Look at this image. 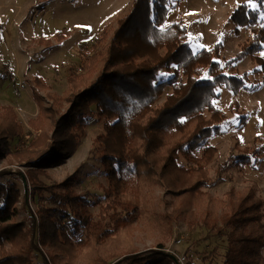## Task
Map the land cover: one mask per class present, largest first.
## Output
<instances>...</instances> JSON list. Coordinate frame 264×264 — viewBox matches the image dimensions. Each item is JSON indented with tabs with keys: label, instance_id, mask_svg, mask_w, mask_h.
Segmentation results:
<instances>
[{
	"label": "trees",
	"instance_id": "1",
	"mask_svg": "<svg viewBox=\"0 0 264 264\" xmlns=\"http://www.w3.org/2000/svg\"><path fill=\"white\" fill-rule=\"evenodd\" d=\"M169 2H131L114 32L103 31L80 71L66 77L63 95L50 92L40 76L33 79L36 87L47 91L49 104L33 95L38 114L28 121L34 132L28 145L12 150L10 142L24 134V126L14 108L0 111V159L10 157L25 165L31 193L42 198L48 192L53 205L37 209V222L27 219L28 227L17 223L20 192L0 183V264H34L37 247L48 249L50 264L57 263L56 254L66 257L64 264H111L122 257L121 264H174L162 250L179 220L188 230L200 225L225 237L224 264H254L247 261L255 251L247 227L260 224L264 202L233 190L217 199L205 189L210 180L207 166L217 155L207 141L221 134L220 124L226 119L215 105L220 99L217 91L236 97L260 86L247 88L248 74L235 67L248 57L255 65L251 73L264 77V0H251L255 8L243 3L230 12L228 22L237 26L232 34L239 36L244 28L251 37L229 59L223 58L221 43L194 53L181 21L165 27ZM66 34L58 32L55 40L62 42ZM38 41L51 44L49 39ZM162 72L172 76L159 80ZM167 88L169 94L158 103ZM238 107L232 100L229 109ZM94 116L104 123L93 142L100 148L107 182L105 206L76 194L71 181L48 187L40 180L47 169L64 165L74 155ZM244 124L242 118L239 127ZM200 149L202 154L196 156ZM260 157L254 150L251 155L230 156L219 173L231 161L239 168L252 167ZM153 185L170 196L171 209L164 216L149 213L143 203L144 190ZM97 205L99 221L89 211ZM138 230L158 233L163 239L159 250L140 253L133 240ZM236 244L242 245V257Z\"/></svg>",
	"mask_w": 264,
	"mask_h": 264
},
{
	"label": "rangeland",
	"instance_id": "2",
	"mask_svg": "<svg viewBox=\"0 0 264 264\" xmlns=\"http://www.w3.org/2000/svg\"><path fill=\"white\" fill-rule=\"evenodd\" d=\"M133 1L0 0V111L5 107L14 108L25 130L21 137L10 142L12 150L28 145L34 135L28 126V121L38 114L33 95L40 96L45 104L49 102L47 91L36 87L33 79L40 76L50 87V92L63 95L67 89L66 77L80 71L81 64L94 52L95 40L105 30L114 32L117 20L130 10ZM169 1L165 27L181 21L188 28V43L194 53L221 43L224 47L221 54L224 59H229L239 51L240 44L251 37L250 30L244 28L239 29V36L233 35L232 31L237 26L228 22L230 12L237 6L246 3L255 8L251 0ZM63 30L67 34L62 42H57L55 35ZM38 38L49 39L51 44L46 46ZM220 64L224 68L222 60ZM235 67L248 74L247 88L257 83L260 86L254 91H241L236 97L223 89L217 91L220 99L215 105L226 119L220 124L221 134L207 141L208 146L217 149V155L207 166L210 180L205 191L214 198L224 199L226 192L233 190L264 202V77L251 73L255 65L249 57ZM6 76L8 78L4 79ZM171 76L162 72L157 78L166 80ZM169 92V88L165 89L157 102H162ZM232 100L239 105L237 111L229 109ZM242 118L245 124L239 127ZM103 125V121L94 116L74 155L64 165L47 169L40 180L48 187L71 181L76 194L90 202L96 201L100 206L107 205V182L101 166L100 148L93 142L104 130ZM201 150L195 153L196 156L202 154ZM253 150L261 157L252 167L239 168L231 161L219 173L220 164L230 156L251 155ZM181 164L187 166L183 159ZM26 171L25 165L11 161L10 157L0 159V183L7 187L16 186L21 195L16 205L18 213L15 220L28 227L27 219L37 222V209L53 205L49 202L48 192H43L42 198L31 193ZM142 198L149 213L154 211L164 216L170 212V196L159 186L146 188ZM99 205L89 209L95 221L100 220ZM262 213L260 224L251 222L247 227V236L253 239L251 248L255 250L253 255H247L249 263L264 264V206ZM185 223L179 220L173 225L172 236L162 250L174 264H224L228 249L226 238L200 225L188 230ZM141 225L144 226L143 223ZM68 231L70 233L69 228ZM133 240L140 253L159 250L158 244L163 241L155 231L144 230H138ZM37 248L33 263L50 264L48 249ZM241 248V244L235 245L240 257L244 255L239 252ZM55 258L56 264L66 262L63 254H56ZM123 260L122 257L111 264H121Z\"/></svg>",
	"mask_w": 264,
	"mask_h": 264
},
{
	"label": "snow or ice",
	"instance_id": "3",
	"mask_svg": "<svg viewBox=\"0 0 264 264\" xmlns=\"http://www.w3.org/2000/svg\"><path fill=\"white\" fill-rule=\"evenodd\" d=\"M189 36H191V33H189Z\"/></svg>",
	"mask_w": 264,
	"mask_h": 264
}]
</instances>
